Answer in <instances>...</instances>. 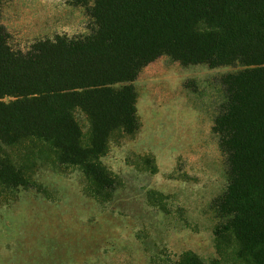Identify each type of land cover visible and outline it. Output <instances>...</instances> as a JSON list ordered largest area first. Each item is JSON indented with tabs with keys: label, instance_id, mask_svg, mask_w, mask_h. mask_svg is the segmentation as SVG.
Segmentation results:
<instances>
[{
	"label": "trees",
	"instance_id": "1",
	"mask_svg": "<svg viewBox=\"0 0 264 264\" xmlns=\"http://www.w3.org/2000/svg\"><path fill=\"white\" fill-rule=\"evenodd\" d=\"M67 2L83 8L86 33L20 48L0 23V200L21 189L50 198L34 178L42 167L78 171L87 195L109 200L121 180L102 157L113 138L139 128L140 70L161 55L182 65H237L219 77L211 125L226 178L209 205L215 255L162 248L151 264H264V0Z\"/></svg>",
	"mask_w": 264,
	"mask_h": 264
},
{
	"label": "rangeland",
	"instance_id": "2",
	"mask_svg": "<svg viewBox=\"0 0 264 264\" xmlns=\"http://www.w3.org/2000/svg\"><path fill=\"white\" fill-rule=\"evenodd\" d=\"M0 23L25 48L56 33H86L88 19L67 0H0ZM239 68L182 65L167 55L144 66L133 81L139 128L113 138L102 157L121 180L111 198L87 195L78 171L38 168L34 178L50 198L21 189L0 200V264H151L162 248L212 258L209 205L226 182L212 117L220 75Z\"/></svg>",
	"mask_w": 264,
	"mask_h": 264
},
{
	"label": "crops",
	"instance_id": "3",
	"mask_svg": "<svg viewBox=\"0 0 264 264\" xmlns=\"http://www.w3.org/2000/svg\"><path fill=\"white\" fill-rule=\"evenodd\" d=\"M194 252V251H193ZM196 253V252H195ZM197 255H199L198 253H196ZM215 255V252L213 251V255L211 257H213Z\"/></svg>",
	"mask_w": 264,
	"mask_h": 264
}]
</instances>
